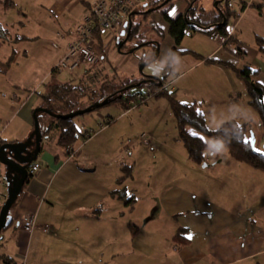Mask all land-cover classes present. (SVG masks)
Instances as JSON below:
<instances>
[{
	"label": "crops",
	"instance_id": "0c3cea01",
	"mask_svg": "<svg viewBox=\"0 0 264 264\" xmlns=\"http://www.w3.org/2000/svg\"><path fill=\"white\" fill-rule=\"evenodd\" d=\"M97 1L0 0V75L7 83L6 87H0V141L18 143L31 135L34 109L44 106L40 95L50 86H44V82L58 73L66 40L74 38L75 25ZM227 3L235 12L232 19L238 23L231 30L228 27L229 35L222 41L214 40L218 33H206L217 47L208 45L191 50L182 43L176 45L169 34L166 39L171 49L169 65L172 51L182 54L175 56L167 82L172 85L201 67H207L209 72L216 70L220 76L213 83L218 85L219 81L227 87L225 92H219V100L236 109L241 106V94L227 65L236 68L247 58L257 57V50L241 40L238 27L242 15L254 8L257 15L263 16L264 0ZM182 4L176 17L168 15L170 19L184 15L191 7L195 10L194 17L201 22L210 23L220 14L213 9L214 14L204 19V10L198 9L199 0H184ZM158 21L161 22L160 18ZM158 21L154 24L159 27ZM165 28L169 33L170 26L167 24ZM113 31L111 44L120 37L119 30ZM197 33L203 34L188 31L186 36ZM231 38L236 42L228 43ZM102 41V46L96 41L102 66L86 67L83 75L86 82L92 73L105 75L108 57L104 32ZM159 47L162 48L160 43ZM190 53L197 60L180 73L173 65ZM36 57L40 62L37 70L31 64ZM45 57H50V61ZM245 67L259 71L253 79L264 86V72L259 64ZM171 76L174 78L169 80ZM39 83L45 87L42 93L36 90ZM169 95L184 104L177 95ZM214 99L211 97L210 101L214 103ZM191 105L199 107L206 117L195 100ZM137 112L140 120L144 113L147 116L146 109ZM161 112V107H156L148 116ZM17 120L20 122L15 124ZM132 125L135 127V123ZM109 128L79 131L77 126L79 137L70 156L60 148L57 137H52L54 130L59 133L56 128L43 138L37 159L41 169L26 184L13 210L14 230L8 235L3 233L0 258L4 264H264L263 172L231 160L221 150L217 156L209 157L208 166L203 168L189 159L177 127L174 134L165 128H149L146 134L156 144L150 146L158 153L154 162L134 157V152L125 156L122 148L125 138L119 137L115 154L113 141L106 135ZM79 138L84 141L79 143ZM132 167H138L139 175L128 172L124 179L123 169L132 172ZM138 178V186L132 187ZM7 190L4 167L0 164V209L7 199ZM120 190H125V198L113 194ZM131 199L134 202L130 204L127 201ZM29 214L36 215L32 233H26L22 226ZM44 227L50 230L44 232ZM180 229L188 231L187 246L173 242ZM10 239L12 245L6 247Z\"/></svg>",
	"mask_w": 264,
	"mask_h": 264
},
{
	"label": "rangeland",
	"instance_id": "374dc122",
	"mask_svg": "<svg viewBox=\"0 0 264 264\" xmlns=\"http://www.w3.org/2000/svg\"><path fill=\"white\" fill-rule=\"evenodd\" d=\"M218 2L220 1L199 0V8H197L200 9L201 12H203L204 10V12L202 13L204 15V19H207L209 16H212L214 14L213 9H215V5ZM182 3H184V0H173L172 4L166 7L165 10H157L152 13H147L149 11V8L156 9L161 7V5L163 4L162 0L159 1L158 5L150 6L149 8L142 7L138 14L135 15L133 20V26L139 25L138 33L134 41L132 43H128L126 45V48H124L122 52L118 50V41L113 42V44H111L110 40L114 34V31H104V50H107L106 53L108 57V62L104 73L105 75H109L108 77L105 76L103 72L92 73V76L88 75V80L86 82L84 81L83 76L86 67L83 66L76 70L74 73H70L65 70H59L55 76L49 77L48 80L46 79V81L44 82V86L72 82L76 85L81 86V90L79 89V92L87 94V97L82 98V103L90 102V104L93 105L96 102L91 101V95H93V91H99L101 86L110 85L111 90H113L120 88L121 85L125 84V82L128 80H141L143 77L150 75L152 69H160L163 71L169 65V61L167 60V58L171 53L168 40H166L169 37V33L166 31L165 28L167 24L169 25V22L165 18L163 12L165 11V13H168L169 16L176 17L180 12L179 5H183ZM256 13L259 14L257 9L254 8L250 10V12L242 15L241 20L239 22L238 34L239 36L241 35V40L245 44H247V46L257 50L258 55L256 58H247L243 63H239L236 68L243 69L245 66H253V64L257 63L264 72V55L260 51V45L257 40L258 38H264V10L262 17H260ZM158 18H160L161 22L158 21ZM236 20H230L228 26L230 30L233 29L235 23H238ZM156 21L160 23L159 27L154 24ZM152 42L160 43V45L162 46L161 49L159 47V55L155 62L153 60L156 55V50L154 51L152 47ZM138 43H141L140 45H148L132 51L133 47H135V45H137ZM182 45L191 50L198 49L201 46L206 47L208 45H210L211 48L217 47V43H215L212 40L211 36L206 33H197L195 35L189 34L184 38ZM108 47L109 49H107ZM46 58L47 57H45V59ZM47 59L50 61V57H48ZM195 60H197L196 56L190 53L188 55H185V57L181 59L179 58L176 61V64L173 65V67H175L180 73H183L185 72V70L188 69L190 63ZM33 61L34 62H31V64L34 65L35 70L40 69L38 66L40 62H37V57ZM97 66H102V63L94 67ZM141 67L143 68L141 69ZM206 69L207 67H201L193 72L185 74V76L179 81H176L172 85H169L167 88V92L171 93L172 95H177L179 100L187 105L193 104L195 100L197 105L202 107L205 111L207 118V126L212 130L220 127L223 123L229 120H237L238 122L251 123V132H253L255 135V150L261 153L264 152V138L260 133H263V131L261 130L263 128H261L262 125L260 124L256 112L249 105V96L244 82L238 79L235 72L229 68V71L232 74L237 85V92L241 94L239 103L241 106H238V108L236 109L231 108L230 105H223L224 101L219 100V92H225L227 90V87L223 85L222 82L219 83V81L218 85L213 83V79H219L218 77L220 76V74L216 70L209 72V70ZM114 78L115 80H113ZM173 78L174 76H171L169 80ZM0 81L1 88L7 86L6 79L4 76L0 75ZM39 84L40 85L39 87H36V90L38 91V93H42L44 92L45 87L41 85V83ZM211 97L215 98L214 103L210 101ZM157 102L158 104H156ZM156 107H161L162 112L160 114H163V116H148ZM38 108L39 107L35 108L34 111ZM145 109L147 110V116H145L144 113V117H142V120H140L137 111ZM198 109L200 108L198 107ZM132 110L136 111L133 114H128L127 111L125 112V109L121 103H113L95 112L78 116L75 118V121L79 128V131H85L84 129H93L97 131L99 128L106 129L108 128V126H110L109 130L106 132V135L108 134L113 141V151L115 154H117L119 148V137L121 139L125 138L126 140H124V143H126L122 145V148H124L126 152L125 156L128 157L134 152V157H141L148 159V161L154 162L156 160V157H158V153L155 152L157 150H155L150 145L155 146L156 144L152 143L149 137L148 138L150 141H145L143 137H139L143 133H145L146 136H149L146 133H148L149 128L152 127L165 128L168 130L169 134H174L176 132V119L173 116L169 100L167 97H160L159 99L150 98L147 101L141 103L140 105L132 108L131 111ZM148 118H150V121ZM51 121V118L46 117L47 123ZM19 122L20 121L17 120L15 124ZM132 123H135V127L134 125H132ZM139 123V126L141 127L138 126ZM144 123L146 124V127L144 126ZM189 131L191 134L202 136L205 141L211 146L214 144V142H212L208 137L204 136L203 134H200L195 129L190 128ZM51 135L53 138L57 137L58 139L59 137V133L56 130H54ZM83 141L84 140L82 138H79V143H82ZM220 150L224 153H227V150L223 146H220ZM132 168L134 171H125L122 173V176L125 177L128 176L129 173H132L137 177V175H139V169L137 170L138 167ZM138 184L139 178L136 184H132V187L138 186ZM14 228L15 224L10 226L7 230L8 232L5 231L6 235L11 233ZM3 237H5L4 234H2L1 236L0 248L1 243L3 242ZM5 245L6 247L8 245H12L11 239ZM1 251L2 250H0V252ZM2 253L3 252H1L0 255ZM0 264H4L3 259L1 258Z\"/></svg>",
	"mask_w": 264,
	"mask_h": 264
},
{
	"label": "trees",
	"instance_id": "16d2710c",
	"mask_svg": "<svg viewBox=\"0 0 264 264\" xmlns=\"http://www.w3.org/2000/svg\"><path fill=\"white\" fill-rule=\"evenodd\" d=\"M166 0H162L164 3ZM195 1V0H190ZM219 2V11L221 10L224 17L227 20V23L223 25V16L221 14L218 17L210 22H201L199 17H194L195 10L191 7L184 15L176 18L170 19L168 13L163 12L165 18L169 22V34L174 39L176 45H181L184 40L186 33L188 31L192 32H203L209 34H220L221 37L227 38L229 35L228 23L235 17V12L232 11L231 7L227 3L228 0H223ZM171 0L168 4L160 8V10H165L166 7L172 4ZM159 1H153L148 3L145 7L158 5ZM144 7V8H145ZM144 10V9H143ZM138 14V12H136ZM135 14V13H134ZM132 16V22L134 20ZM134 24V23H133ZM138 26H133L131 30V35L128 40V43H132L138 33ZM104 31H98L96 33V41L102 46V34ZM2 29L0 27V35ZM122 40L121 37L117 38ZM260 45V51L264 55V39H257ZM236 42L232 38L228 43ZM127 43V44H128ZM143 43V42H141ZM138 43L136 46L137 49L141 48ZM153 43V49L156 50L157 46ZM126 44V45H127ZM159 45V43H157ZM126 45L122 48H126ZM135 48V47H133ZM135 49V50H137ZM181 52L176 50L172 51L170 65L164 69L161 73V78L163 83H165L169 76L171 75L170 68L172 62L175 60L176 55H181ZM239 56V55H238ZM231 70H233L238 79L244 82L247 88L249 96V105L256 112L257 117L262 125L264 130V86L259 82H256L253 78L259 74V71H255L250 67H244L243 69H237L231 65H227ZM115 80V78L113 79ZM144 80V77L141 80H128L125 84H122L120 88L111 90V86H101L99 91H93L91 95V101L93 102H102L105 99H110L111 103H121L125 111L131 110L133 107L130 105V101L135 98L136 93H141L144 90H151L153 95L151 98L167 97L174 115L177 124L178 136L180 141L183 144V147L186 150V153L189 159L198 164L203 165L206 163L208 158L212 155L217 156L220 146L225 147L227 150V155L231 160L246 165L254 170L264 173V152L253 151L251 145V123H239L237 121L231 120L220 127L212 130L208 128L206 117L204 114L197 109L195 105H184L174 99L166 90H161L159 93H154L155 86L153 84H142L139 87H132ZM81 86L76 85L72 82L64 84H52L49 86L46 93L40 95V99L44 107L51 109L54 113L58 114H68L77 110L85 109L91 106L90 102L82 103V98L87 97V94L79 92ZM128 89V90H125ZM119 96H122V99H119ZM109 104V105H110ZM97 111V110H95ZM93 111V112H95ZM92 113V112H91ZM46 117L51 118L52 121L46 123ZM43 136H47L50 132L56 128L59 131L58 145L62 150L67 151V155L70 156V150L77 143L79 137V131L75 124V119L72 120H59L45 113H40L38 115ZM195 129L200 134L208 137L214 144L211 146L208 144L205 139L200 135L191 134L189 129ZM4 141H0V146L4 144ZM37 161L34 164H36ZM32 165V166H33ZM31 166V167H32ZM30 167V168H31ZM124 171H130V169H123ZM131 174V173H130ZM33 176L30 175V179ZM27 181V183L30 181ZM126 179V177L124 178ZM120 180L119 183H122L123 180ZM26 183V184H27ZM26 186V185H25ZM25 188V187H24ZM114 195H120L121 198H125V190L116 191ZM128 203H133L134 200L131 199L127 201ZM17 205V204H16ZM15 205V207H16ZM12 226V225H11ZM9 228V227H8ZM8 228L2 231H6ZM188 231L186 229H180L173 237V242L178 246H187L189 245V240L186 239L185 235ZM1 234V236H2Z\"/></svg>",
	"mask_w": 264,
	"mask_h": 264
},
{
	"label": "built area",
	"instance_id": "2783aa9c",
	"mask_svg": "<svg viewBox=\"0 0 264 264\" xmlns=\"http://www.w3.org/2000/svg\"><path fill=\"white\" fill-rule=\"evenodd\" d=\"M160 0H99L87 12L74 27L72 33L74 38L67 41L66 51L59 63L58 69L74 73L79 68L94 67L103 63V59L96 48V33L98 31L119 30V34L128 30L131 16L138 12L148 3ZM245 3H251L252 0H243ZM215 41H222L224 38L219 34L213 36ZM170 84L166 81L163 85L155 87L154 93L166 90ZM153 92L149 89L136 93L130 105L134 108L150 99ZM90 137V136H89ZM145 141H150L145 134L142 136ZM41 165L36 163L29 169L31 176L37 175ZM23 230L26 233H32L36 226V215L29 214L24 217L22 222ZM50 229L44 227L43 231ZM25 264V263H24Z\"/></svg>",
	"mask_w": 264,
	"mask_h": 264
},
{
	"label": "water",
	"instance_id": "95a60500",
	"mask_svg": "<svg viewBox=\"0 0 264 264\" xmlns=\"http://www.w3.org/2000/svg\"><path fill=\"white\" fill-rule=\"evenodd\" d=\"M171 0H166L165 3L161 5V7L168 4ZM221 2V1H220ZM219 2L215 5V9L219 11ZM161 7L156 9H149L147 13H152L154 11L159 10ZM219 13L223 16V25L227 23L226 18L224 17L222 11ZM145 14V13H144ZM137 15V13L132 16ZM132 16L130 20V24L127 32L123 31L121 33V37H125L124 40H118L117 47L120 52H122V48L128 43V40L131 35V30L133 28ZM148 44L141 45L140 47L147 46ZM156 55L154 57V62L157 60L159 55V45L155 43ZM137 48H133L134 51ZM143 67H141L142 69ZM162 73L160 69H152V73L144 77V80L132 87H139L142 84H153L155 87H161L163 85V79L159 77ZM159 74V76H157ZM128 90V89H125ZM119 99H122V96H119ZM111 103L110 99H105L102 102H96L93 105L74 111L68 114H58L54 113L51 109L46 107H39L33 113L34 118V131L31 135L23 142L18 143H4L0 146V164L5 168V181L8 185V195L5 203L0 209V239L2 231L12 225L13 222V210L15 205L17 204L24 187L27 181L30 179L29 169L38 159V156L41 151V144L43 141V133L42 127L38 118L40 113H45L50 117L59 120H72L78 116H82L88 113H91L95 110H99ZM251 145L253 151H255V135L251 132ZM220 162V161H218ZM208 166L207 163H203L202 167L206 168Z\"/></svg>",
	"mask_w": 264,
	"mask_h": 264
},
{
	"label": "flooded vegetation",
	"instance_id": "af4514ba",
	"mask_svg": "<svg viewBox=\"0 0 264 264\" xmlns=\"http://www.w3.org/2000/svg\"><path fill=\"white\" fill-rule=\"evenodd\" d=\"M121 37V36H120ZM122 38V40H124L125 39V37H121ZM135 48H136V46H135ZM152 73V72H151ZM157 76H159V74H157ZM159 77H161V75L159 76Z\"/></svg>",
	"mask_w": 264,
	"mask_h": 264
}]
</instances>
